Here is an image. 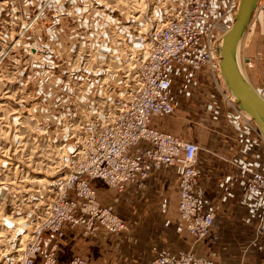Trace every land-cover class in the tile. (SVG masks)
Instances as JSON below:
<instances>
[{
  "label": "built area",
  "instance_id": "1",
  "mask_svg": "<svg viewBox=\"0 0 264 264\" xmlns=\"http://www.w3.org/2000/svg\"><path fill=\"white\" fill-rule=\"evenodd\" d=\"M126 1L43 0L25 23L35 41L25 60L16 52L12 61L27 92L15 109L14 140L21 141L24 122L32 124L36 138L60 148L63 175L45 193L29 195L33 229L11 233V225L9 235L0 234L5 238L0 264H37L40 257L41 264H90L81 256L59 260L57 238L68 226L82 227L85 235L128 228L101 203L93 181L124 191L128 183L170 167L178 175L179 230L185 228L195 241L208 238L220 207L199 189L202 147L154 125L175 110L177 91L190 97L202 82L217 95L206 111L225 117L222 135L235 146L227 158L220 156L231 169L221 198L239 190L247 221L253 219L256 235L264 236V136L239 107L220 69L219 41L232 28L240 0ZM48 14L55 19L42 21ZM262 19L259 0L248 31ZM38 24L44 38L35 31ZM254 87L264 98V83ZM143 141L149 146L133 155L131 149ZM47 232L54 241L45 249ZM150 264L224 263L192 248L163 251Z\"/></svg>",
  "mask_w": 264,
  "mask_h": 264
},
{
  "label": "crops",
  "instance_id": "2",
  "mask_svg": "<svg viewBox=\"0 0 264 264\" xmlns=\"http://www.w3.org/2000/svg\"><path fill=\"white\" fill-rule=\"evenodd\" d=\"M200 91L199 89L197 93ZM212 95L213 91L206 88L207 102H212ZM207 116L210 118L208 119L209 132L206 138L207 151L206 155L200 153L198 162V168L201 171L199 189L203 191L205 198L220 207L208 238L195 241V238L187 230H179L177 189L175 190L176 199L173 196L167 198L166 195V188L170 187L172 181L175 184L176 180L177 183L178 179V175L174 171L175 168L170 167L152 171L146 180L128 183L123 192L108 187L100 180H94L93 184L97 187L98 196L102 197L101 200L104 204L101 203L121 215L128 228L119 233L99 231L93 235H85L82 227L68 226L64 234L57 238L59 260L66 263L75 256H81L87 259L90 264H149L163 251L180 252L193 248L199 255L206 256L218 263L260 264L244 258L251 254V252L249 255L247 253L250 246L244 242L243 237L247 235H244L243 231L237 230V224L238 226L246 224L254 226L255 221L253 219L250 222L247 221L246 208L240 204V191L236 190L235 196L229 197L225 201L221 198L224 194L222 183L231 169L225 160L223 162L218 159H221V155L227 158L228 151L233 150V144L221 134V120H213L209 113L206 114ZM164 117L155 119L154 125L158 127L159 121L162 122ZM192 138L194 139V137ZM186 140L192 141L189 138ZM229 145L230 148H228ZM148 146L149 143L143 141L137 147L132 148L131 153L142 155ZM164 196L167 199L163 198ZM164 202H169L170 206L172 203V206L169 207V210L171 209L169 216L164 214V212L166 213V209L164 211L163 208ZM229 236L233 237L234 241ZM52 241H54V237L47 232L44 248H48ZM223 250L229 253L233 252V255L226 256L223 254ZM41 261V257L38 258L37 264H41Z\"/></svg>",
  "mask_w": 264,
  "mask_h": 264
},
{
  "label": "rangeland",
  "instance_id": "3",
  "mask_svg": "<svg viewBox=\"0 0 264 264\" xmlns=\"http://www.w3.org/2000/svg\"><path fill=\"white\" fill-rule=\"evenodd\" d=\"M42 2L43 0H0V189L2 190L0 191V218L4 221L0 234L5 236L10 233L7 226L12 225L13 231L11 233H13L14 230L19 232L21 230L26 231V229H33L32 226L30 228V221L32 218L30 214L33 213L34 208H32V204L28 201L29 195L45 193L49 188L48 185L57 183L63 175L61 171L58 172L56 169V165L61 158V156L58 155L59 147L50 145L49 142L43 138H36L30 129L31 127L33 128L32 124L24 122V127L20 129L22 134H20L22 137L21 141L14 140L16 130L13 120L17 115L15 109L17 107V102L21 98L20 95L22 93L26 95L27 92L23 84H20L16 72H14V62L12 61L16 52L17 58L21 57L22 61L27 58L28 50L26 49H28L27 47L29 44H33L32 42L35 40L30 37L32 32H29L27 28L25 29V23L29 21L31 15L35 14L38 9L41 8V5L44 4ZM50 19L55 18L48 14L42 21ZM40 23L41 22H39V24ZM39 24L35 28V31L41 33L44 38L45 35L42 33ZM17 33L18 36H15ZM21 34L24 35L21 36ZM13 36H15V39ZM17 38L21 40H18L17 46H14V41ZM7 52L8 55L5 57ZM241 57L242 61H244L245 71L253 84L257 85L261 82L263 84L264 19L259 21L249 34H245L241 47ZM199 89L201 91L197 93ZM199 89L194 91L195 93L190 97H186V95L177 91V105L175 110L163 118V123L159 121L158 127L164 128V130H170L186 139L189 138L199 143L202 147L200 153L206 155V138L209 132L208 119H210L209 116L206 117V114L209 113L213 120H221V134L226 121L224 116H220V118L216 119L213 113H210L209 110L206 111V83L202 82ZM215 95L216 94L213 92L212 99L216 98L217 95ZM26 117L25 114V118ZM192 137H194V139ZM228 148H230V145ZM234 148L235 146L232 145V149ZM233 152L234 150L231 152L228 151L229 155ZM218 160L224 162L222 158ZM174 171H176V168ZM176 189L178 195V184L175 180V184L174 181H172L170 187L166 188L167 198L173 196L174 199H176ZM101 198L100 196L99 199L102 202ZM163 198H166V196ZM174 202L173 200L172 203L174 204ZM102 203L104 204V202ZM169 204V202H164L163 204L164 211L166 209V213L164 212V214L167 216L171 215V209L169 210L171 206ZM174 207L175 205L173 209ZM26 219H29V221L27 222ZM24 222V227H20ZM179 224H181L180 220ZM17 227H20V229ZM237 227V230H241L244 235H247L243 237L245 240L244 242L250 246L247 253L249 255L251 252V254L249 257L245 256L244 258L264 264V236L256 235V223L254 226L249 224L238 226L237 224ZM182 229L185 228L182 227ZM232 238L233 237L230 239ZM252 239L256 240L254 241ZM4 241L5 238H0V243H4ZM228 241L230 242L229 239ZM190 250L191 249L180 252H189ZM222 252L226 256L233 255V252L229 253L224 250Z\"/></svg>",
  "mask_w": 264,
  "mask_h": 264
},
{
  "label": "water",
  "instance_id": "4",
  "mask_svg": "<svg viewBox=\"0 0 264 264\" xmlns=\"http://www.w3.org/2000/svg\"><path fill=\"white\" fill-rule=\"evenodd\" d=\"M258 3L259 0H240L234 24L219 42V52L225 85L239 107L256 121L264 136V98L255 90L241 57L242 42Z\"/></svg>",
  "mask_w": 264,
  "mask_h": 264
},
{
  "label": "bare ground",
  "instance_id": "5",
  "mask_svg": "<svg viewBox=\"0 0 264 264\" xmlns=\"http://www.w3.org/2000/svg\"><path fill=\"white\" fill-rule=\"evenodd\" d=\"M120 2H122V3H124V4L127 3L126 0H120ZM258 4H259V3H258ZM236 15H237V14H236ZM250 23H251V20H250ZM250 23H249V25H250ZM249 25H248V26H249ZM249 28H250V26L247 27V29H249ZM228 31H229V30H228ZM228 31H227V32H228ZM246 32H247L246 35L250 33L248 30H246ZM248 32H249V33H248ZM224 35H225V34H224ZM221 39H222V38H221ZM221 39H220V40H221ZM243 40H244V39H243ZM219 42H220V41H219ZM220 62H221V61H220ZM243 63H244V61H243ZM220 69H221V67H220ZM221 75H222V74H221ZM257 93H258V92H257ZM258 94H259V93H258ZM259 95H260V94H259ZM263 95H264V94H263ZM176 96H177V95H176ZM260 96H261V95H260ZM26 116H27V115H26ZM49 144L52 145V146H54V147H58V145H55L52 141H51V143H49ZM60 152H61V150H60V148H59L58 155L61 154ZM133 155H134V154H133ZM60 166H61V163H60V161H59V162L57 163V165H56V169H57L58 172H60ZM41 182H42V181H41ZM26 220L29 221V219H26ZM251 220H252V219H251ZM20 222H22V221H20ZM3 223H4V221H2L1 218H0V225L3 226V225H4ZM23 224H25V222H24ZM23 224H21V225H23ZM25 244H26V243H25Z\"/></svg>",
  "mask_w": 264,
  "mask_h": 264
}]
</instances>
